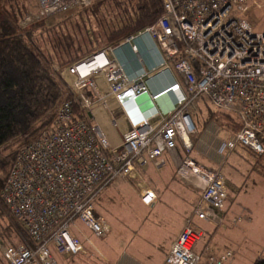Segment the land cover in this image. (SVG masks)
<instances>
[{
	"label": "built area",
	"instance_id": "1",
	"mask_svg": "<svg viewBox=\"0 0 264 264\" xmlns=\"http://www.w3.org/2000/svg\"><path fill=\"white\" fill-rule=\"evenodd\" d=\"M162 1V15L137 34L158 41L174 59L187 89L176 82L153 95L173 91L177 96L163 120L154 124L150 119L159 112L145 114L134 104L148 93L146 72L128 80L120 64L109 59L106 47L63 68L61 76L72 97L57 105L50 126L21 146L1 191L6 208L31 238L30 242L0 243L6 264H59L54 253L71 257L88 252L87 242H92L77 221L98 237L107 235L110 225L96 212L95 201L118 175L136 188L144 203L152 205L157 193L145 169L149 165L163 169L167 154L178 177L199 188L201 194L162 264H198L203 257L208 264H226L232 258V248L210 241L201 252L195 250L202 237L194 226L196 218L217 228L226 225L228 184L219 169L190 155L194 148L191 137L197 131L190 108L203 95L218 109L235 114L240 128L223 148L229 153L241 144L264 154V32L248 16L249 3L254 0ZM38 2L35 20L83 8L92 0ZM100 79L107 83L108 94L100 90ZM89 89L96 90L99 97L94 100ZM108 95L125 108L129 121L119 143L111 142L90 117L98 105H107ZM75 103L88 111L89 119L76 116ZM247 217V213L234 214L230 221L237 225Z\"/></svg>",
	"mask_w": 264,
	"mask_h": 264
},
{
	"label": "trees",
	"instance_id": "2",
	"mask_svg": "<svg viewBox=\"0 0 264 264\" xmlns=\"http://www.w3.org/2000/svg\"><path fill=\"white\" fill-rule=\"evenodd\" d=\"M81 9L77 13L78 21H68L70 16L54 28L43 27L40 22L27 28L19 26V18H14L4 0H0V214L6 212L1 191L21 146L50 126L54 108L72 97L64 91L61 70L138 33L155 23L164 11L162 0H92ZM38 30L44 45L36 40ZM75 112L76 116L89 119L88 111L78 103H75ZM217 113L232 118L230 124L235 128L226 129L234 136L241 124L231 112L211 108L205 124L211 119L219 121ZM39 121L41 124L37 125ZM243 147L253 156V164L264 165V154ZM13 217L12 226L22 228L19 219ZM0 258V264H4ZM252 264H264V257Z\"/></svg>",
	"mask_w": 264,
	"mask_h": 264
},
{
	"label": "crops",
	"instance_id": "3",
	"mask_svg": "<svg viewBox=\"0 0 264 264\" xmlns=\"http://www.w3.org/2000/svg\"><path fill=\"white\" fill-rule=\"evenodd\" d=\"M106 48L109 59L120 64L128 80L141 72H146L144 83L148 93L139 96L136 101H134V104L138 105L140 110L145 114H149L152 110H157L159 114L151 118L150 122L154 124L161 122L167 110L176 103L177 96L173 91H166L158 97H153V95L162 92L176 82L181 83L182 89H187L182 74L175 68L174 59L169 58L165 49L159 45L158 41L147 34L136 33L117 44L107 45ZM99 82L100 90L104 94H108L109 89L107 83L103 79H100ZM88 93L94 100L99 97L96 90L89 89ZM107 97V105H98V107L94 109V115L90 117L94 122L99 123L101 127L105 129L104 131L108 134L111 142L116 143L120 139L122 131L128 126L129 121L125 113V108L118 105L117 101L112 96L108 95ZM128 106L130 107V103ZM179 149L180 153L183 154L184 151L181 144H179ZM166 157L168 159V164L163 169L157 170L153 165H149L145 169L147 179L157 193L156 201L152 205H148L151 206V208L155 206L158 207V210L155 212L156 218L148 222L154 215L150 216V213L145 215H130V220H139V222L143 220L147 224L146 227L138 229L137 227L133 228L130 226V229L121 230L116 235L112 224L106 220L110 225V231L106 236L101 238H108V257H104L103 259L97 258V264L163 263L165 254L190 213H188L189 211L181 213L179 210L177 212L174 207L168 208L169 206L160 207V205H156L157 202L162 201L160 194L170 189L173 182H178L182 184L183 187L185 186V188H188V190H193L195 192L193 200L189 196L186 197L180 194L178 189L176 191L172 190L174 194L181 195L177 198L179 203L185 200H188L190 203V199H192V203L195 204L201 194L199 188L186 183L176 175V168L173 161L168 154ZM263 167L264 165L261 163L254 164L252 168H250V174L245 173L241 175V181L238 187L240 190L239 206L244 207L243 211L248 214L247 218L240 221L237 225H232L230 220L235 213H231L229 207L225 206V226L217 228L208 221L198 218L195 219L194 226L202 231V237L195 245L196 251L201 252L210 241L218 247H230L234 250L232 258L226 264H252L259 257H264V250L262 252L260 251V243L263 238L261 234H264V220L259 221L257 207L251 197H248L253 194L256 188H258L259 194L262 193V190L259 188H262L259 177L252 178L251 174L253 171L259 175H263ZM196 182H199V180H196ZM127 183L133 193L143 202L136 188L128 181ZM108 186L103 190L101 196L104 195ZM259 196L263 199V195ZM113 198V196L110 197V200L112 199L113 201ZM143 204L147 205L144 202ZM248 210L250 211L248 212ZM172 211H175L176 214L174 215ZM173 222L174 226L171 227V229L168 231L163 229ZM79 255L82 256V254L75 256ZM74 259V261L68 264H74L77 257ZM198 264L208 263L206 258L203 257Z\"/></svg>",
	"mask_w": 264,
	"mask_h": 264
},
{
	"label": "rangeland",
	"instance_id": "4",
	"mask_svg": "<svg viewBox=\"0 0 264 264\" xmlns=\"http://www.w3.org/2000/svg\"><path fill=\"white\" fill-rule=\"evenodd\" d=\"M4 5L8 7V10L11 11V14L14 18H19V26L31 28L34 24L40 22L44 26L49 28H54L63 21L71 18L68 21H78L80 20L77 13L78 10H82L81 8H73L67 11H62L53 15L42 17L40 20L36 21L34 15L39 10V2L38 0H4ZM29 17V20H26L25 17ZM248 16L253 20H255V26L257 30L264 32V0H254L249 3L248 8ZM93 19L89 24L94 22ZM31 23V24H30ZM96 23L94 24V26ZM48 28V29H49ZM38 35V36H37ZM36 40L40 45H44L42 41V36L40 30L37 31ZM64 83V91L68 96L70 93V89H68L67 85ZM67 96V97H68ZM65 98V97H64ZM62 98V99H64ZM218 109L213 105V103L206 96H199L193 102L190 110H194V119L196 121L197 131L192 135L191 140L194 144V148L191 151L190 155L197 157V159L208 166L209 168H217L219 169L225 178L227 179L228 184V198L225 206L229 207L230 212L235 214H242L244 207L239 206V185L241 181V175L245 173L250 174V168L254 164L253 156L241 145H238L236 149L230 151L228 153L227 149L223 148V143L226 142L229 138H231L230 131L226 129L227 127H234V124H230L232 118L227 114L217 113V117L220 119L217 121L216 119H211L205 124V120L209 115L210 109ZM55 109V108H54ZM53 109V111H54ZM211 123V124H209ZM41 121L38 122L37 125H40ZM36 125V126H37ZM230 126V127H229ZM105 130V129H104ZM119 143V140L117 141ZM253 177H259L261 181L262 193H258V188L253 191L251 196L252 201H254L255 206L257 207V213L259 215V221L264 220V176L259 175L256 172L252 171L251 174ZM180 191V194L191 197L192 199L195 197V192L193 190H188V188L183 187L182 184L178 182H173L171 188L168 189L165 193H161V202H157L156 205L161 206H169L174 207V209L178 212H192L195 204L200 199V196L196 203H192V199H190V203L188 200L184 202H178L177 198L181 196L180 194H174L172 190ZM103 192V191H102ZM101 192V193H102ZM257 193V194H256ZM259 195H263V199L260 198ZM114 197L113 201L110 200V197ZM172 200V202H171ZM194 200V199H193ZM95 209L96 212L104 217L109 223L112 224L114 228L115 235L121 230L130 229V226L133 228H144L146 227V223L143 220L132 221L130 220V215H145L150 213L151 219L156 218L155 212L158 210V207H153L143 204L139 200V198L133 193L130 186L128 185L126 179L123 176L118 175L113 182L108 186L107 190L104 192V195L101 194L95 201ZM250 210H248L249 212ZM171 212V211H170ZM175 215L176 212L172 211ZM187 213V214H188ZM15 219L13 215L6 208V212L4 214H0V243L1 244H17L22 242H30L31 238L24 228L23 224L22 228H16L14 225L12 226V220ZM78 225L81 227L83 232L87 237L90 238L91 242L94 244H90L87 242L88 252L79 255V256H71L66 257L65 255H60L54 253V257L57 259L59 264H68L71 261H74L75 257H77L74 264H97L96 259L104 257H108L107 255V242L108 238L104 239L96 236L86 225L82 222L77 221ZM13 227H11V226ZM174 226V222L171 223L164 230L168 231L171 227ZM261 239V247L260 251L264 250V234ZM86 242V241H85ZM130 246V243H129ZM0 257L1 256V248H0ZM3 258V257H2ZM74 259V260H73ZM4 260V259H3ZM0 262L1 258H0ZM4 264L5 260H4ZM28 264H40L38 262H32Z\"/></svg>",
	"mask_w": 264,
	"mask_h": 264
},
{
	"label": "bare ground",
	"instance_id": "5",
	"mask_svg": "<svg viewBox=\"0 0 264 264\" xmlns=\"http://www.w3.org/2000/svg\"><path fill=\"white\" fill-rule=\"evenodd\" d=\"M112 100H114V99H112ZM112 100H111V101H112ZM111 101H110V103H111ZM114 101H115V100H114Z\"/></svg>",
	"mask_w": 264,
	"mask_h": 264
}]
</instances>
